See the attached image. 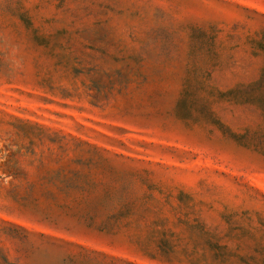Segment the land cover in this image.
I'll use <instances>...</instances> for the list:
<instances>
[{
  "label": "rangeland",
  "instance_id": "rangeland-1",
  "mask_svg": "<svg viewBox=\"0 0 264 264\" xmlns=\"http://www.w3.org/2000/svg\"><path fill=\"white\" fill-rule=\"evenodd\" d=\"M0 264H264V0H0Z\"/></svg>",
  "mask_w": 264,
  "mask_h": 264
}]
</instances>
